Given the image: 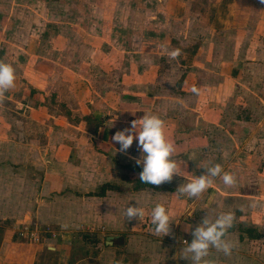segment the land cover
<instances>
[{"label": "crops", "instance_id": "1", "mask_svg": "<svg viewBox=\"0 0 264 264\" xmlns=\"http://www.w3.org/2000/svg\"><path fill=\"white\" fill-rule=\"evenodd\" d=\"M41 5L26 32L0 9V62L15 75L0 100V264H192L185 226L227 212L236 217L225 236L231 254L210 248L204 259L264 264V3ZM146 115L164 122L180 176L135 189L137 142L120 153L112 136ZM215 164L235 186L216 177L198 198L177 199L181 184ZM128 204L144 211L140 221L125 220ZM156 204L173 223L167 236L152 230ZM23 228L46 232L19 242Z\"/></svg>", "mask_w": 264, "mask_h": 264}, {"label": "clouds", "instance_id": "2", "mask_svg": "<svg viewBox=\"0 0 264 264\" xmlns=\"http://www.w3.org/2000/svg\"><path fill=\"white\" fill-rule=\"evenodd\" d=\"M264 3V0H261ZM170 58L176 59L180 56V50L176 49L168 53ZM15 75L14 69L10 64L0 62V100L4 98V93L14 87ZM192 91L197 93L198 90L193 87ZM118 117H113V122ZM137 125L139 131L137 132ZM164 122L155 115H146L139 120H134L130 128H124L117 131L112 136L113 143L119 144L118 151L126 153L132 146L133 141L137 142L139 157L134 158L136 166L142 168L139 173V180L143 184L160 186L164 183L171 182L174 175H178V165L170 157L174 152V144L166 141L164 136ZM216 177H221L224 185L235 186V177L227 172H223L220 164H215L207 171L195 176L190 182L181 184L175 191L177 199L187 196L189 199L198 198L202 193L209 189ZM253 203L252 207H256ZM193 211L186 210V215L191 216ZM125 220L140 221L144 216V211L136 205H127L123 210ZM236 219L233 212L222 213L214 219H209L206 215L202 221L193 229L191 225L185 226V231L191 232L192 240L183 248L185 254H191L192 264H208L204 259L209 254L210 248L230 255L232 243L225 239L228 230L233 226ZM177 222V220H176ZM151 224L153 232L157 235L167 236L170 234V215L163 204H156L151 211Z\"/></svg>", "mask_w": 264, "mask_h": 264}, {"label": "rangeland", "instance_id": "3", "mask_svg": "<svg viewBox=\"0 0 264 264\" xmlns=\"http://www.w3.org/2000/svg\"><path fill=\"white\" fill-rule=\"evenodd\" d=\"M44 1L46 0H0V9L8 13L10 9H12L13 19L18 20L19 24H21V28H19L20 31L26 32V30H28L26 27H30L33 21L36 20L38 17V14L33 16L30 15V12L36 11L39 6H42L41 4H43ZM108 29L103 30V33L108 31ZM54 238H57L58 240L62 239L58 235H56V237ZM101 238L104 239L103 236ZM18 241L20 242V240Z\"/></svg>", "mask_w": 264, "mask_h": 264}, {"label": "built area", "instance_id": "4", "mask_svg": "<svg viewBox=\"0 0 264 264\" xmlns=\"http://www.w3.org/2000/svg\"><path fill=\"white\" fill-rule=\"evenodd\" d=\"M43 230H32L28 228H23L21 231L18 232V240H22L25 242H38L41 240V234L45 233ZM40 233V235H39ZM53 237H56L55 234H52Z\"/></svg>", "mask_w": 264, "mask_h": 264}, {"label": "trees", "instance_id": "5", "mask_svg": "<svg viewBox=\"0 0 264 264\" xmlns=\"http://www.w3.org/2000/svg\"><path fill=\"white\" fill-rule=\"evenodd\" d=\"M132 168H133V167H132ZM134 168H135V167H134ZM135 169H136V168H135ZM144 186H150V185H149V184H143V183H141L140 181H138V182H137V185H136V187H135V189L142 188V187H144ZM230 230H231V229H230ZM239 231H240V235H241V233H242V234L245 233L249 239H258V238H261V235H259L255 230L250 229V228H247V229H245V230L242 229V228H240ZM228 232H229V230H228ZM242 238H243V237L240 236V239H242ZM85 240H86V241L91 240L92 242H96V239H95V238H94V239H89L88 237H85Z\"/></svg>", "mask_w": 264, "mask_h": 264}, {"label": "water", "instance_id": "6", "mask_svg": "<svg viewBox=\"0 0 264 264\" xmlns=\"http://www.w3.org/2000/svg\"><path fill=\"white\" fill-rule=\"evenodd\" d=\"M112 240V237H108V241H111Z\"/></svg>", "mask_w": 264, "mask_h": 264}]
</instances>
